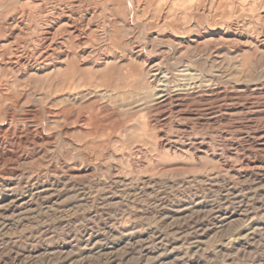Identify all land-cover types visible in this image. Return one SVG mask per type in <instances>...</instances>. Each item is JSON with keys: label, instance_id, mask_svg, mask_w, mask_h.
Masks as SVG:
<instances>
[{"label": "rangeland", "instance_id": "rangeland-1", "mask_svg": "<svg viewBox=\"0 0 264 264\" xmlns=\"http://www.w3.org/2000/svg\"><path fill=\"white\" fill-rule=\"evenodd\" d=\"M0 264H264V0H0Z\"/></svg>", "mask_w": 264, "mask_h": 264}, {"label": "bare ground", "instance_id": "bare-ground-1", "mask_svg": "<svg viewBox=\"0 0 264 264\" xmlns=\"http://www.w3.org/2000/svg\"><path fill=\"white\" fill-rule=\"evenodd\" d=\"M94 13V12H93ZM91 16V15H90ZM77 38V37H76ZM83 79V78H82ZM84 84V83H83ZM161 91V90H160ZM160 91H159V93H160ZM144 96V95H143ZM161 96H162V94H161Z\"/></svg>", "mask_w": 264, "mask_h": 264}]
</instances>
